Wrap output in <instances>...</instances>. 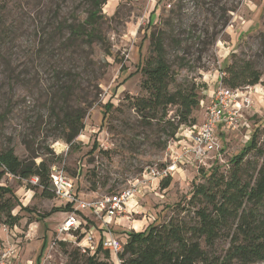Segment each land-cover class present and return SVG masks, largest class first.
<instances>
[{
    "label": "rangeland",
    "instance_id": "374dc122",
    "mask_svg": "<svg viewBox=\"0 0 264 264\" xmlns=\"http://www.w3.org/2000/svg\"><path fill=\"white\" fill-rule=\"evenodd\" d=\"M90 6V0H0V151L12 149L21 160L33 157L37 163L46 160L50 168H62L86 199L143 183L147 170L171 163L169 146L175 141L159 149L165 139L163 125L144 126L129 101L145 95L141 67L150 55V33L164 35L175 70L181 62L188 65L179 71L178 83L198 84L203 102L193 113L196 117L205 118L212 99L206 100L208 85L215 93L227 66L245 60L262 74L257 86L241 89L250 104L241 110L236 128L219 132L221 149L207 167L180 164L169 187L146 180L148 188L140 189L126 205L125 215L113 220L114 237L125 241L131 232L167 223L179 204L187 205L193 189L206 184L212 168L220 167L228 177L233 160L253 135L264 151V0H107L100 31L110 53L93 45V74L78 61L82 50L73 54L72 48L65 49L67 27L85 20ZM70 55L76 58L73 62ZM73 66L80 73L81 90L79 101L71 106H83L86 96L90 108L81 134L68 144L48 117L50 99L58 89L56 70ZM244 159L248 179L262 158L252 152ZM2 186L12 190L16 200L9 224L0 215V264H37L39 259L38 264H87L95 253L84 252L78 245L82 238L75 242L74 232L58 234L68 203L46 199L41 188L12 175ZM56 208L60 210L45 217ZM227 247L220 242L216 250ZM97 259L115 264V257L107 259L104 252Z\"/></svg>",
    "mask_w": 264,
    "mask_h": 264
},
{
    "label": "trees",
    "instance_id": "16d2710c",
    "mask_svg": "<svg viewBox=\"0 0 264 264\" xmlns=\"http://www.w3.org/2000/svg\"><path fill=\"white\" fill-rule=\"evenodd\" d=\"M106 2L90 0L91 8L86 19L67 27L69 34L65 49L72 48L73 54L82 50L78 61H84L85 70L91 74L96 66L92 58L93 45L99 44L106 54L110 53L109 41L100 31ZM149 37L150 55L141 67V88L145 95L129 98V101L144 126L154 128L163 125L165 139L158 148L164 150L177 140L183 126L196 123L193 112L200 104V97L198 84L194 81L178 83L179 71L189 68L183 62L178 70L172 67L167 58L164 35L150 33ZM68 59L73 62L76 58L70 55ZM74 69L73 66L66 71L56 70L58 89L50 99L48 117L60 131L59 137L68 144L81 134L83 120L90 108L86 96L81 102L83 106H71L72 101H79L78 91L81 90L77 81L80 73ZM68 79L71 82L66 84L64 80ZM261 79L262 74L254 64L242 60L225 68L221 82L233 90H241L257 86ZM257 140V134L253 135L244 152L233 160L228 177L220 167L212 168L206 184L195 187L187 205L179 204L167 223L151 225L145 232H131L118 254L121 264L264 263V151L259 150ZM252 152H258L262 163L254 167V173L248 179H244V158ZM7 175L26 181L36 177L38 184L34 188H41L46 199L55 198L50 185V164L46 160L39 163L33 157L21 160L13 155L12 149L0 151V215L6 217V224L12 218L16 200L12 190L2 186ZM170 181L171 177L162 183L169 187ZM58 210L54 209L45 217ZM75 235L79 236V232ZM220 242L228 244L224 252L216 250ZM100 252L110 259V252L99 245L95 254L87 258V264H108L98 261Z\"/></svg>",
    "mask_w": 264,
    "mask_h": 264
},
{
    "label": "built area",
    "instance_id": "2783aa9c",
    "mask_svg": "<svg viewBox=\"0 0 264 264\" xmlns=\"http://www.w3.org/2000/svg\"><path fill=\"white\" fill-rule=\"evenodd\" d=\"M219 84L206 108L204 122L200 126H193L183 136L184 143L181 148L177 147L176 141L171 143L169 146L171 163L147 170L145 174L143 173L146 180L164 181L178 171L180 164L187 162L199 168L207 167L213 154L220 151L219 132L222 129L233 130L239 125L241 110L250 104V100L244 96L242 90H233L224 86L221 81ZM146 180L143 183H131L127 188L115 193L86 199L78 192L77 182L73 178L62 168L51 167L52 192L56 199L70 206L58 234L79 232L82 239L78 245L84 247V252L90 250V253L94 254L98 246L102 245L104 250H108L110 255L115 257V264H121L118 254L122 252L128 238L126 237L125 241L115 238L111 225L116 217L125 215L126 205L134 201L135 194L140 189L148 188ZM29 182L37 185L38 178H32ZM79 236H76L75 242Z\"/></svg>",
    "mask_w": 264,
    "mask_h": 264
},
{
    "label": "crops",
    "instance_id": "0c3cea01",
    "mask_svg": "<svg viewBox=\"0 0 264 264\" xmlns=\"http://www.w3.org/2000/svg\"><path fill=\"white\" fill-rule=\"evenodd\" d=\"M208 85V84H207ZM208 94H207V99L206 100H208L210 97L212 98L213 97V95H214V87L213 86H210V84L208 85ZM250 88V87H249ZM250 89H252V88H250ZM201 102H203L201 99H200V104H201ZM200 104H199V106H200ZM203 105H205V102L204 103H202ZM198 106V107H199ZM197 107V108H198ZM196 108V109H197ZM195 109V110H196ZM194 110V111H195ZM194 113V112H193ZM196 116L195 115H193V118H195ZM195 120H196V123L194 124V125H190V126H185V127H183L182 128V130H181V132H179V136H178V140L181 138H183V136L193 127V126H200L203 122H204V120H205V118L203 117V116H201L200 117V115H198L196 118H195ZM185 129V130H184ZM222 132L224 131L223 129L221 130ZM184 142H183V140H179V141H177L176 142V145H177V147L178 148H181V145L183 144ZM132 225V224H131ZM134 227H135V225H134Z\"/></svg>",
    "mask_w": 264,
    "mask_h": 264
},
{
    "label": "bare ground",
    "instance_id": "6f19581e",
    "mask_svg": "<svg viewBox=\"0 0 264 264\" xmlns=\"http://www.w3.org/2000/svg\"><path fill=\"white\" fill-rule=\"evenodd\" d=\"M131 202H133V201H131Z\"/></svg>",
    "mask_w": 264,
    "mask_h": 264
}]
</instances>
